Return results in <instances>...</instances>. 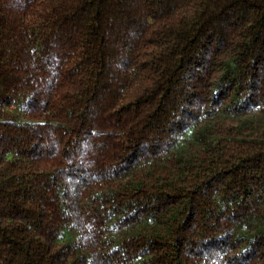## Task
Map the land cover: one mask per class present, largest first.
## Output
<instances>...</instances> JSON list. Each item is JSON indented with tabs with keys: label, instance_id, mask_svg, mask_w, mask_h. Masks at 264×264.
I'll return each mask as SVG.
<instances>
[{
	"label": "trees",
	"instance_id": "trees-1",
	"mask_svg": "<svg viewBox=\"0 0 264 264\" xmlns=\"http://www.w3.org/2000/svg\"><path fill=\"white\" fill-rule=\"evenodd\" d=\"M0 264H264V0H0Z\"/></svg>",
	"mask_w": 264,
	"mask_h": 264
}]
</instances>
